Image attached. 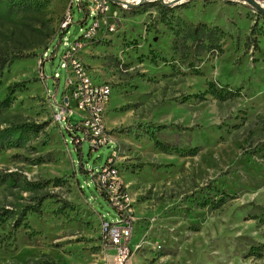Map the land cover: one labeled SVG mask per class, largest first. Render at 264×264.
I'll list each match as a JSON object with an SVG mask.
<instances>
[{
    "label": "rangeland",
    "instance_id": "1",
    "mask_svg": "<svg viewBox=\"0 0 264 264\" xmlns=\"http://www.w3.org/2000/svg\"><path fill=\"white\" fill-rule=\"evenodd\" d=\"M88 1L45 0L39 9L31 4L0 19V58H6L0 63V98L7 83L30 79L13 92L0 127L25 120L42 126L23 147L0 150V205L16 214L31 201L29 190L1 180L9 170L34 180L64 177L41 190L53 196L42 201L40 214L26 212L32 228L12 229V217L0 223V264H114L113 250L99 241L98 218L112 220L115 210L88 175L114 145L133 217L124 264H264V19L256 14L264 0H158L181 2L185 6L175 12L184 21L223 31L220 52L193 58L201 74L186 63L174 69L148 60L150 49L177 58L170 30L148 5L154 0H110V12L97 17L112 20L114 29L97 32L75 51L93 80L110 85L104 122L111 140L93 148L86 140H70L82 136L75 109L67 120H52V108L68 92L62 52L89 26L94 13L86 11ZM66 9L71 21L59 34ZM209 79L239 94L225 100L203 94ZM176 122L189 128H154ZM150 126L158 140L199 148L194 155L159 151L144 132ZM251 130L261 133L246 140ZM35 157L43 162L27 160ZM214 187L228 196L218 207L200 206L219 196ZM61 199L72 208L58 211ZM28 230L33 232L27 237ZM250 245L258 253H250Z\"/></svg>",
    "mask_w": 264,
    "mask_h": 264
},
{
    "label": "trees",
    "instance_id": "2",
    "mask_svg": "<svg viewBox=\"0 0 264 264\" xmlns=\"http://www.w3.org/2000/svg\"><path fill=\"white\" fill-rule=\"evenodd\" d=\"M45 0H0V19L5 16L12 15L15 12L22 10V8L30 7L33 4L36 8L42 7ZM148 5L155 6L156 11L158 13V21L163 22L166 27L171 32V41H170V49L172 54L177 55V58L174 59L172 56L170 59H166L164 55L157 54L154 50L150 49L148 52V60L152 63H155L158 59L162 60L164 63L168 64L170 68L178 69L179 63H186V66L189 67L191 72L194 74H201V71L197 69L193 65V58H198V55H201L202 52H210L215 51L220 52V40L223 38V31L215 24H206L204 22H187L176 14V10L184 7L185 4L181 2H167L162 3L160 1H150ZM256 14L258 18L264 19V10H261L259 7L256 8ZM256 17V19H258ZM83 18L79 19L81 21ZM256 21L249 26V31H252L255 27ZM66 27H60L56 30L57 33L61 34ZM56 34V33H55ZM264 34V31H263ZM79 36V35H78ZM77 36V37H78ZM256 45V43H254ZM192 56V57H191ZM189 57L191 59L189 60ZM6 58H0V63L4 62ZM175 60V61H174ZM174 61V62H172ZM177 64V65H176ZM29 78H25L20 81H12L7 83L5 86L4 96L0 98V113L6 109L14 98V91L22 89L24 87L25 82L29 81ZM1 83V82H0ZM203 94H210L217 100H225L226 98H234L239 93L237 88L229 87L227 84H221L215 80L209 79L204 81V89L202 90ZM264 115L260 116L263 117ZM172 124L176 128H189L188 126H182L178 122L176 123H160L155 125V130H159L160 128H164ZM261 124L264 125V120L261 121ZM151 128H144V132L147 135L148 139L152 141L153 147L157 148L159 151L168 152L171 151L175 154L181 155H194V153L198 150V146H176L172 145L166 141L158 140L155 136L152 126ZM40 128H42L41 124L33 122V121H22V122H12L7 126L0 127V150L9 148V147H23L25 145V141L31 133L37 132ZM60 129V128H59ZM68 129V128H67ZM61 132V129H60ZM259 134L261 132L257 131H248V136L245 135L246 140L250 138L251 134ZM75 136H71L70 140L72 142L78 144L79 142L74 141ZM26 159V158H25ZM31 163H39L43 162L40 157H35L34 159L27 158ZM81 170V167L79 166ZM86 171V170H85ZM74 175V174H73ZM91 178V176H89ZM64 177L54 176L52 178H43V179H29L26 178L20 172L16 170H9L8 172L3 174V182L6 183L7 186H14L18 189H23L25 191L29 190L32 195H30V200L27 204H23L19 206V209L14 214V211L7 206L0 205V223L3 222L6 218L12 217V221L10 227L12 229L18 227L19 225L25 228H32L29 224L24 220L26 212L31 211L37 214H40V205L45 198L52 197L53 193L48 191H41L44 186L50 184L51 186L60 185L63 181ZM76 184L77 180L74 178ZM95 186V183H93ZM96 187V186H95ZM216 191V189L214 187ZM103 197L104 195L99 192ZM219 196L211 199H204L199 204L200 206H208L218 207L225 200L227 193L222 190L218 191ZM105 198V197H104ZM260 207V206H258ZM62 208H72L71 204L66 200L61 199L59 205L57 206V210L61 211ZM261 216L263 219L261 221L264 222V207L261 208ZM33 230V229H31ZM28 230L26 232L27 237L32 234L33 231ZM11 235V234H10ZM5 246L6 244L3 243ZM248 251L250 253H258L256 246H249ZM49 264H57L55 261H49Z\"/></svg>",
    "mask_w": 264,
    "mask_h": 264
},
{
    "label": "built area",
    "instance_id": "3",
    "mask_svg": "<svg viewBox=\"0 0 264 264\" xmlns=\"http://www.w3.org/2000/svg\"><path fill=\"white\" fill-rule=\"evenodd\" d=\"M121 0H117L120 4ZM112 4L110 0H89L86 3V11H92L93 18L81 34L73 39L62 52L65 59V83L67 79L75 78L73 92L63 93V98L52 109V120L58 124L62 120H67V113L73 111L72 105H84L85 112H78L80 119L76 126L82 131V136H75L74 141L86 140L89 147L109 142L110 134L104 123L105 103L109 93V84L104 81L93 80L87 73L82 60L78 58L75 51L86 42L96 32L112 31L114 23L109 18H102L110 12ZM97 15L101 17H97ZM71 21V14L68 9L61 16V25L66 27ZM116 148L112 147L111 152L106 156L105 161L96 169H89L88 175L93 179L96 188L101 192L107 202L115 210L114 219L110 220L100 216L98 218L100 242L104 249H112V259L114 264H124L128 260L131 247L128 245L129 235L131 234L132 208L128 204V197H124L121 191V183L118 178V169L115 158Z\"/></svg>",
    "mask_w": 264,
    "mask_h": 264
},
{
    "label": "bare ground",
    "instance_id": "4",
    "mask_svg": "<svg viewBox=\"0 0 264 264\" xmlns=\"http://www.w3.org/2000/svg\"><path fill=\"white\" fill-rule=\"evenodd\" d=\"M66 86H67L68 92H73L74 91V86H75V78L74 79H67ZM72 108H73V111L75 109L78 112H85L84 105L75 104V105H72ZM121 191H122V195L124 197H128V195L125 194V191H123L122 187H121Z\"/></svg>",
    "mask_w": 264,
    "mask_h": 264
},
{
    "label": "water",
    "instance_id": "5",
    "mask_svg": "<svg viewBox=\"0 0 264 264\" xmlns=\"http://www.w3.org/2000/svg\"><path fill=\"white\" fill-rule=\"evenodd\" d=\"M257 7H259L261 10H264L261 6H257Z\"/></svg>",
    "mask_w": 264,
    "mask_h": 264
},
{
    "label": "crops",
    "instance_id": "6",
    "mask_svg": "<svg viewBox=\"0 0 264 264\" xmlns=\"http://www.w3.org/2000/svg\"><path fill=\"white\" fill-rule=\"evenodd\" d=\"M105 123V122H104ZM106 127H107V125H106ZM108 128V127H107ZM109 134H110V132H108ZM111 135V134H110Z\"/></svg>",
    "mask_w": 264,
    "mask_h": 264
}]
</instances>
